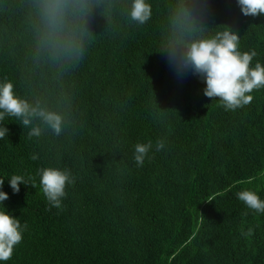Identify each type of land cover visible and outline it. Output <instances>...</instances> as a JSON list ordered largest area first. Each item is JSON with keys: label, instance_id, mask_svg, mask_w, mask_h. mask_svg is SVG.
I'll return each instance as SVG.
<instances>
[{"label": "trees", "instance_id": "16d2710c", "mask_svg": "<svg viewBox=\"0 0 264 264\" xmlns=\"http://www.w3.org/2000/svg\"><path fill=\"white\" fill-rule=\"evenodd\" d=\"M45 2L0 0V82L62 118L59 134L39 116L3 121V203L27 224L3 264H264V213L237 198L264 199V87L225 110L182 67L192 42L225 27L257 52L250 66L264 64V14L243 15L237 0H147L139 24L132 0H67L53 37ZM148 141L138 166L135 145ZM42 167L74 177L59 208L40 190ZM13 174L35 187L13 193Z\"/></svg>", "mask_w": 264, "mask_h": 264}, {"label": "clouds", "instance_id": "9594fccd", "mask_svg": "<svg viewBox=\"0 0 264 264\" xmlns=\"http://www.w3.org/2000/svg\"><path fill=\"white\" fill-rule=\"evenodd\" d=\"M241 13L245 16L264 14V0H237ZM67 8V0H46L43 15L50 35L55 37L62 28ZM151 15V6L147 0H132L129 16L139 24L145 23ZM257 56L255 50L241 51L240 36L229 27L217 32L210 39L192 42L185 54L183 68H190L204 83V95L209 98H219L225 110L235 111L248 105L254 89L264 87V64L257 61L250 66ZM39 116L56 134L61 132L62 118L53 112H46L32 106L27 100L15 95L11 81L0 82V139L7 136L9 129L4 126L6 117H15L23 127L32 123V118ZM39 127H31L29 137L40 136ZM163 141H157L156 151L164 148ZM151 141L137 143L134 150L136 164L142 165L146 155L152 149ZM37 159L35 155L31 157ZM40 190L47 203L59 208L62 198L66 196V186L74 183V177L68 169L57 167H42L37 170ZM31 179V178H29ZM13 193H18L20 184H29L23 175H11L6 179ZM5 178H0V264L11 259L14 246L18 245L27 229V224H21L19 218L8 211L4 201L9 198L3 191ZM237 198L248 209L256 213H264V199L257 192L242 190ZM249 228L246 235H251Z\"/></svg>", "mask_w": 264, "mask_h": 264}]
</instances>
